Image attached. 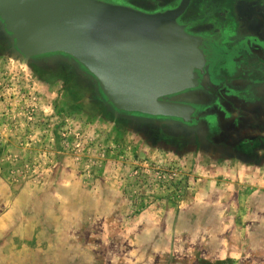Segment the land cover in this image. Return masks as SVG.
<instances>
[{
    "label": "rangeland",
    "instance_id": "obj_1",
    "mask_svg": "<svg viewBox=\"0 0 264 264\" xmlns=\"http://www.w3.org/2000/svg\"><path fill=\"white\" fill-rule=\"evenodd\" d=\"M214 1L189 10L214 63L171 98L193 123L118 111L73 59L23 56L0 19V264H264V1L237 12L255 34L224 31Z\"/></svg>",
    "mask_w": 264,
    "mask_h": 264
},
{
    "label": "water",
    "instance_id": "obj_2",
    "mask_svg": "<svg viewBox=\"0 0 264 264\" xmlns=\"http://www.w3.org/2000/svg\"><path fill=\"white\" fill-rule=\"evenodd\" d=\"M190 2L147 13L104 0H0V19L23 56L73 59L118 111L192 122L196 107L167 100L203 72L201 40L178 20Z\"/></svg>",
    "mask_w": 264,
    "mask_h": 264
},
{
    "label": "flooded vegetation",
    "instance_id": "obj_3",
    "mask_svg": "<svg viewBox=\"0 0 264 264\" xmlns=\"http://www.w3.org/2000/svg\"><path fill=\"white\" fill-rule=\"evenodd\" d=\"M254 1H256V0H254ZM254 1L253 0H215L214 6L219 5L221 7V10L218 12L221 13L219 18H220V23H221L222 27H224V31H229L230 33L233 31L234 33H236V32H244V29H246L245 33L255 34L251 31L250 26H248L246 24L247 23V22H245L246 20L244 21L243 18H241L237 14V12H239L242 8L246 7V4H254ZM257 1L262 2L261 0H257ZM192 3H193V0H191L189 7L187 8V10L184 12V14L178 20H179L180 24H182L184 26L185 30L188 33L198 37L201 40L200 48L203 51V54L205 57V63L202 67L203 72H199V71L196 72V74L200 77V80H201V78H203L207 74V67L210 66L211 64L213 65V63H214V62H211L209 60L212 57V53L209 52V48H208V43L210 40L207 39V37L205 36V33H203V32H208L209 29L212 27V25L209 26L205 22L204 26H198V24L196 22L194 23V21H196V20L200 21L199 19L202 17L201 16L202 11L200 10L201 12H199L198 9H193V11H191L192 16H189V10L192 6ZM128 6L133 7L131 5H128ZM133 8H136V7H133ZM136 9H139V8H136ZM139 10H141V9H139ZM166 10H169V9H166ZM209 11H211V10H209ZM144 12H146V11H144ZM156 12H159V11H156ZM212 12H214L213 15L208 16V18H210L209 21L215 19V13H217V10H213ZM147 13H154V12H147ZM196 16H198V19H196L197 18ZM182 17H186L187 21L182 20ZM189 18H192V20ZM248 19H249L248 23H250L251 20L249 17H248ZM205 21H208V20H205ZM196 24H197V26H195ZM205 26H206V29L208 31L199 32V28L197 31L193 30L194 27L203 28ZM197 80H198L197 88H199L200 80L199 79H197ZM197 88H195V89H197ZM171 98L172 97H169V98H167V100H172ZM176 102H178V101H176ZM187 104H189V103H187ZM190 105H192V104H190ZM192 106H194V105H192ZM196 113H197V108H196V112L193 114L194 117H196ZM194 121H195V118L193 119V121L191 123H193Z\"/></svg>",
    "mask_w": 264,
    "mask_h": 264
}]
</instances>
